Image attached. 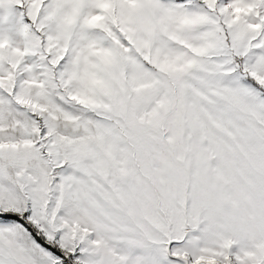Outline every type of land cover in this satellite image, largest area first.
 <instances>
[{"label": "snow or ice", "instance_id": "6c2138e0", "mask_svg": "<svg viewBox=\"0 0 264 264\" xmlns=\"http://www.w3.org/2000/svg\"><path fill=\"white\" fill-rule=\"evenodd\" d=\"M0 264H264V0H0Z\"/></svg>", "mask_w": 264, "mask_h": 264}]
</instances>
